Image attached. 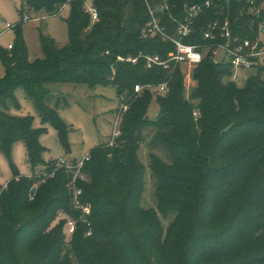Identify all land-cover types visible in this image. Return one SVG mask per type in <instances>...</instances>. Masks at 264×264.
<instances>
[{"label":"trees","instance_id":"1","mask_svg":"<svg viewBox=\"0 0 264 264\" xmlns=\"http://www.w3.org/2000/svg\"><path fill=\"white\" fill-rule=\"evenodd\" d=\"M89 1L99 12L96 22L88 12ZM166 1L169 9L160 18L170 34L186 18V5L212 2L196 19L188 44H208L203 31L213 21L229 20L233 38L240 41L258 39L264 23V11L260 18L251 13L262 0ZM65 5L67 44L58 46L41 35L44 56L31 59L19 35L11 50H0L5 68L0 78V146L10 157L14 145L23 142L35 177L14 172L0 193V264H79L75 258H84L83 247L120 243L134 247L144 264H204L209 258H232L235 248L264 246V64L240 87L231 81L233 68L215 63L212 51L194 70L198 85L187 101L178 67L147 68L144 58L136 64L118 60L140 54L167 60L174 50L170 41L148 34L151 17L145 0H22L20 14L46 11L59 16ZM164 82H169V91L157 95L159 115L153 120L148 116L153 92H136L135 87ZM55 84L111 86L129 105L120 135L112 145L93 149L81 170L87 180L77 185L92 215L90 227L78 221L73 230L75 257L66 251L62 236L67 221L58 220L60 212L80 219L68 188L74 172L55 171L57 161L45 160L41 143L44 125H51L70 152V129L58 111L61 98L56 107L48 105L50 85ZM18 89L33 102L43 127H35L34 117L11 113ZM150 129V147L165 145L169 161L150 152L157 208L146 210L141 207L146 167L139 151L146 142L144 131ZM171 214L175 218L164 225L162 218ZM57 220L58 227L51 230ZM251 263L264 264V255Z\"/></svg>","mask_w":264,"mask_h":264},{"label":"rangeland","instance_id":"2","mask_svg":"<svg viewBox=\"0 0 264 264\" xmlns=\"http://www.w3.org/2000/svg\"><path fill=\"white\" fill-rule=\"evenodd\" d=\"M21 6L22 0H0V50L7 51L9 45L15 46L19 35H22L29 49L31 59L43 58L44 56L41 35L52 38L58 46L67 44L69 34L65 19L69 16V8L64 9L59 16H50L46 11L26 12L21 16ZM262 11H264V0H262L257 9L253 8L251 13L253 16L260 18ZM26 17L31 18V20L22 23ZM20 24L22 26L16 28ZM8 25L11 27L8 28ZM258 39L264 43V23L261 25ZM179 69L183 75L184 99L189 101L191 100L192 90L198 85L193 77L196 67L189 68L183 66ZM254 74L255 69L241 72L237 85L243 87L247 79ZM4 75L5 68L0 60V78L4 77ZM50 89L52 95L48 100L49 106L56 107L58 98H61V106L58 108V111L70 129L68 135L70 152L60 144L56 130L51 125H44L47 132L42 135L41 143L46 149L43 156L47 162L57 161L61 157L70 162L81 161L97 146L103 143H111L116 134L119 133L120 135V126L129 105L127 102L120 101L115 88L108 86L90 89L86 85L55 84L50 85ZM152 92L153 101L150 104L148 116L154 120L159 115L157 95H165L166 93H161L156 89L152 90ZM16 97L17 104L11 107V113L22 117H34L35 127H43L33 102L27 98L25 92L22 89H18ZM65 100L68 102L67 105L65 104ZM193 103L196 106L198 101ZM124 107L127 108L124 109ZM199 114V111L194 113L196 120ZM144 133L146 142H144L139 151V157L146 167L145 188L141 207L147 210L157 208L155 196L156 183L150 171V152L157 153L167 161H169V158L165 145L156 144L150 147L153 131L151 129L145 130ZM27 158V148L23 142H18L14 145L10 157L2 151L0 146V193L6 188L9 181L13 179L14 172L28 178H35ZM37 175H41V173ZM128 179H126L127 183ZM38 185L39 182L32 188V191L35 190V193ZM174 218L175 214H171L167 219L162 218L164 225L168 226ZM58 220L51 224V230H55L58 227ZM62 236L66 243V251L72 253V256L75 257V253H73V231L65 227ZM233 248L231 246V250ZM231 250L229 248V251ZM82 253L84 254V258L80 260L78 257L75 258L79 264H144L137 250L125 243L102 249L83 247ZM232 253V258L221 259V261L217 259L220 257H217L215 261L209 258L206 259L204 264H249L256 258L264 255V246L262 245L259 248L258 246L253 248L252 246L251 249L243 246L235 248Z\"/></svg>","mask_w":264,"mask_h":264},{"label":"built area","instance_id":"3","mask_svg":"<svg viewBox=\"0 0 264 264\" xmlns=\"http://www.w3.org/2000/svg\"><path fill=\"white\" fill-rule=\"evenodd\" d=\"M149 10L151 21L148 27V34L152 36H160L165 40L170 41L173 44L174 50L169 54L167 60H163L160 56H144L140 54L138 57L123 58L118 57L119 61L130 62L136 64L139 59L144 58L146 60L147 68H153L154 66L163 67L169 70L171 66L175 68L180 67H197L203 62L205 57L213 51L212 59L215 63H227L233 68V75L231 81L238 82L240 73L246 70H253L258 65L264 64V43L260 39L256 40H242L233 38L230 30L229 20L225 21H213L210 22L206 29L203 31V40L209 42L208 44L185 42L186 39L191 37L193 32V26L196 19L203 13L205 8H209L212 5L211 1H207L204 4L186 5L185 12L186 18L183 22H180L174 32V34L168 33L166 28L161 23L160 13L169 9L168 2L161 0L158 3L145 0ZM253 4V1L251 2ZM66 8V5L64 6ZM88 12L93 22L99 20V12L97 8L89 1L87 3ZM31 18L26 17L24 22L30 21ZM11 26L8 25V28ZM13 48L9 46V50ZM143 89L158 90L161 93H167L169 91V83L164 82L159 86H140L135 87L136 92H141ZM127 107H124V109ZM119 135L116 134L115 138ZM113 144V141L110 145ZM91 159L90 154H87L81 161L70 162L64 158H59L56 163L55 171L64 168L69 172H74V176L70 184L68 185L69 191L72 194V207L74 210L80 212V219L76 220L69 217L66 213L60 212L58 215L59 220H66V227L73 231L76 228L77 222L81 221L91 226L90 217L92 215V206L90 203H86L82 200L83 191L78 187V180L86 181L87 177L81 172L85 165ZM54 176V172L50 175ZM44 181V180H43ZM92 235V230L87 232V236Z\"/></svg>","mask_w":264,"mask_h":264},{"label":"water","instance_id":"4","mask_svg":"<svg viewBox=\"0 0 264 264\" xmlns=\"http://www.w3.org/2000/svg\"><path fill=\"white\" fill-rule=\"evenodd\" d=\"M34 193H35V190L32 191V194H34Z\"/></svg>","mask_w":264,"mask_h":264},{"label":"crops","instance_id":"5","mask_svg":"<svg viewBox=\"0 0 264 264\" xmlns=\"http://www.w3.org/2000/svg\"><path fill=\"white\" fill-rule=\"evenodd\" d=\"M10 46V45H9Z\"/></svg>","mask_w":264,"mask_h":264}]
</instances>
